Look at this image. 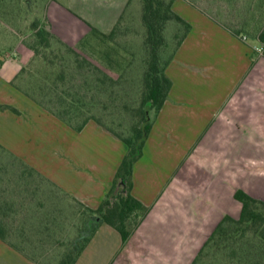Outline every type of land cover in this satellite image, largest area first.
Returning <instances> with one entry per match:
<instances>
[{
  "label": "crops",
  "instance_id": "1",
  "mask_svg": "<svg viewBox=\"0 0 264 264\" xmlns=\"http://www.w3.org/2000/svg\"><path fill=\"white\" fill-rule=\"evenodd\" d=\"M132 1L48 0L46 28L83 49L94 31L112 32ZM198 1L172 0L190 30L165 68L171 88L134 165L132 195L149 212L126 244L102 224L75 264H192L225 216L240 218L238 190L264 202L261 31H236ZM9 50L0 42V146L62 195L97 210L127 145L93 120L78 132L33 100L18 84L34 55L21 45ZM11 188L2 202L13 211L33 191ZM4 225L0 264H36L10 244Z\"/></svg>",
  "mask_w": 264,
  "mask_h": 264
},
{
  "label": "rangeland",
  "instance_id": "2",
  "mask_svg": "<svg viewBox=\"0 0 264 264\" xmlns=\"http://www.w3.org/2000/svg\"><path fill=\"white\" fill-rule=\"evenodd\" d=\"M47 1L0 0L2 46L11 48L9 52L14 53L20 45L32 51V46L36 45L32 25L39 22L46 27L44 8ZM58 1L67 4V0ZM196 3L244 34L256 36L264 28V0H199ZM183 32L178 23L168 24L166 48L160 53L161 68L170 60ZM110 34V38L97 33L86 38L85 47L75 49L79 57L66 52L56 43L51 49H41V55L50 57L53 63L45 66L42 60L33 57L20 75L18 85L41 100L45 104L43 107L53 114L68 110V105L73 102L71 112L74 115L70 114L68 119L71 122L66 123L72 129L93 115L105 127L129 137L138 121L136 112L141 105L143 77L149 62L144 44L146 29L142 22L141 0L130 3L116 27L106 35ZM83 60L90 62L92 67H98L101 72L86 67ZM61 68L65 71V82L58 83V90H52V81ZM104 74L112 82H102L105 81ZM44 87L47 89L44 90ZM60 96L68 105L59 101ZM13 186L20 191L29 187L33 195L28 201L24 196L18 207L10 211L4 208L9 204L6 206L2 200L11 197ZM59 192L56 186L32 172L30 167L0 146V221L5 224L3 227L8 232L10 244L36 264H59L67 254H75L77 240L89 217L84 206ZM229 251L227 248L206 258L205 264H231ZM257 258L258 263L264 264L263 254Z\"/></svg>",
  "mask_w": 264,
  "mask_h": 264
},
{
  "label": "trees",
  "instance_id": "3",
  "mask_svg": "<svg viewBox=\"0 0 264 264\" xmlns=\"http://www.w3.org/2000/svg\"><path fill=\"white\" fill-rule=\"evenodd\" d=\"M141 2L142 22L146 29L144 44L149 54V62L148 69L143 77L141 105L136 112L138 121L133 125L129 137H124L112 129L105 127L93 115L86 117L81 123L74 126V129L79 132L90 120H93L116 138L122 140L127 145L128 151L117 171L112 189L101 206L97 210L87 209L89 217L86 220L81 236L77 240L78 248L75 250V254H67L59 264H75L102 224H108L115 228L120 233L123 244H126L149 212V209L132 195L134 165L142 157L144 145L151 131L153 116L161 110L171 88V82L165 74L168 62L161 68L160 60L161 50L166 48V28L170 22H176L183 27V35L177 43V46H179L188 34L190 25L172 11V1L141 0ZM32 30L35 32L36 38V45L32 46L33 57L36 60H42L43 65H51L53 61H51L50 57L42 56L40 53L41 49H51L54 43L61 46V48L63 47L66 52L73 53L79 57L75 49L64 44L45 26H41L39 22L32 25ZM94 33L100 34L95 31ZM100 35L106 38L111 37V34ZM258 40L264 46V28L259 33ZM83 62L86 67L93 68V71L101 72L98 67H92L87 60H83ZM23 72H25L24 69L21 71V74ZM104 80L102 82L108 80L112 82V79L105 74ZM64 82L65 71L61 68L56 74L55 80L52 81L53 88L50 89L58 90V83L63 84ZM46 89L47 87H44V90ZM27 94L40 105H45L36 96L31 95L29 92ZM63 94L67 96L66 93ZM58 98L62 104L68 105L66 100H62L63 97L60 96ZM75 103L77 104V101ZM71 104L68 105V110L64 109L60 112H54V115L65 123H70L71 121L68 119V116L70 114L74 115L71 112L73 108ZM235 198L242 203L240 218L234 219L230 216H225L192 264H205L206 258L219 254L227 248L231 252L228 255L231 264H263L258 263L257 257H260L262 254L264 255V202L251 197L241 190L235 193ZM0 238H6L5 231L1 226Z\"/></svg>",
  "mask_w": 264,
  "mask_h": 264
}]
</instances>
